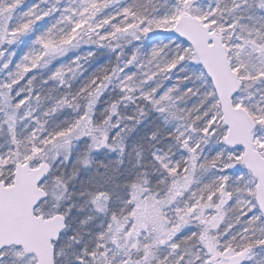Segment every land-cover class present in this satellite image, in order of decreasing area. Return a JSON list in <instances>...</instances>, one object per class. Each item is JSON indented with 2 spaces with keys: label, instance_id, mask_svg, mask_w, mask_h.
Instances as JSON below:
<instances>
[{
  "label": "snow or ice",
  "instance_id": "6c2138e0",
  "mask_svg": "<svg viewBox=\"0 0 264 264\" xmlns=\"http://www.w3.org/2000/svg\"><path fill=\"white\" fill-rule=\"evenodd\" d=\"M0 264H264V0H0Z\"/></svg>",
  "mask_w": 264,
  "mask_h": 264
}]
</instances>
